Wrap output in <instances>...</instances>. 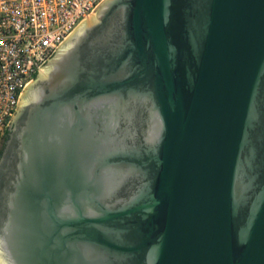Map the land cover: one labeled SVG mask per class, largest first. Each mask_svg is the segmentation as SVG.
Listing matches in <instances>:
<instances>
[{
    "label": "water",
    "instance_id": "1",
    "mask_svg": "<svg viewBox=\"0 0 264 264\" xmlns=\"http://www.w3.org/2000/svg\"><path fill=\"white\" fill-rule=\"evenodd\" d=\"M0 264H264V0H105L19 97Z\"/></svg>",
    "mask_w": 264,
    "mask_h": 264
},
{
    "label": "built area",
    "instance_id": "2",
    "mask_svg": "<svg viewBox=\"0 0 264 264\" xmlns=\"http://www.w3.org/2000/svg\"><path fill=\"white\" fill-rule=\"evenodd\" d=\"M105 0H0V148L19 97Z\"/></svg>",
    "mask_w": 264,
    "mask_h": 264
},
{
    "label": "flooded vegetation",
    "instance_id": "3",
    "mask_svg": "<svg viewBox=\"0 0 264 264\" xmlns=\"http://www.w3.org/2000/svg\"><path fill=\"white\" fill-rule=\"evenodd\" d=\"M5 139H6V138H5ZM5 139H4L3 144H2V146H1V148H0V152H2V150H3V148H4V145H5ZM0 155H1V153H0Z\"/></svg>",
    "mask_w": 264,
    "mask_h": 264
},
{
    "label": "trees",
    "instance_id": "4",
    "mask_svg": "<svg viewBox=\"0 0 264 264\" xmlns=\"http://www.w3.org/2000/svg\"><path fill=\"white\" fill-rule=\"evenodd\" d=\"M6 136H7V132H6ZM6 136H5V138H6ZM1 153V152H0Z\"/></svg>",
    "mask_w": 264,
    "mask_h": 264
}]
</instances>
